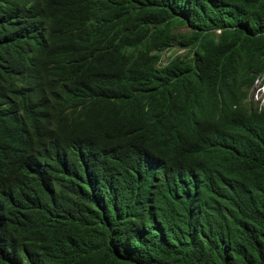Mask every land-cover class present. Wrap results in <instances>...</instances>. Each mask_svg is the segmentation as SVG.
Returning a JSON list of instances; mask_svg holds the SVG:
<instances>
[{"label":"trees","instance_id":"16d2710c","mask_svg":"<svg viewBox=\"0 0 264 264\" xmlns=\"http://www.w3.org/2000/svg\"><path fill=\"white\" fill-rule=\"evenodd\" d=\"M263 73L264 0H0V264H264Z\"/></svg>","mask_w":264,"mask_h":264},{"label":"clouds","instance_id":"9594fccd","mask_svg":"<svg viewBox=\"0 0 264 264\" xmlns=\"http://www.w3.org/2000/svg\"><path fill=\"white\" fill-rule=\"evenodd\" d=\"M163 51H165V50H162L161 54H162ZM164 63H162V61L160 62L161 65H163ZM255 80L257 82L259 80L260 86L257 88V90L255 92V88L252 85V87L250 88L245 100H246L248 106H250V103H251L252 107H257L258 109H261L262 107H264V73L261 76H258ZM255 80H254V82H255ZM253 91H254V93H253ZM255 93H256V95H255ZM249 95H250V97H249ZM167 171L171 172V170L165 169V173ZM189 174H190L189 181H190L191 186H192V183L197 178V176L194 174L193 171H189ZM180 180L183 182V185L186 187V191L183 190V195L185 196V193H187V197H188L189 194H190V191H191V186H190V188L188 187V180H185V178L180 179Z\"/></svg>","mask_w":264,"mask_h":264},{"label":"rangeland","instance_id":"374dc122","mask_svg":"<svg viewBox=\"0 0 264 264\" xmlns=\"http://www.w3.org/2000/svg\"><path fill=\"white\" fill-rule=\"evenodd\" d=\"M178 30H180V31H186V28L183 27V26H181V27L178 28ZM183 52H184V50L183 49H180V48H178V49H176V48H170L168 50H165L161 54V61H162V63H164V62L167 61V59L169 58V56L171 54H173V53H175V54H182ZM253 86H254L255 92H256L257 88L260 86L259 80H258V82L255 80ZM253 93H254V91H253ZM255 95H256V93H255ZM249 97H250V95H249Z\"/></svg>","mask_w":264,"mask_h":264}]
</instances>
